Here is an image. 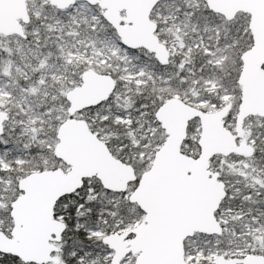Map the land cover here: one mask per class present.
Masks as SVG:
<instances>
[{
	"label": "water",
	"instance_id": "95a60500",
	"mask_svg": "<svg viewBox=\"0 0 264 264\" xmlns=\"http://www.w3.org/2000/svg\"><path fill=\"white\" fill-rule=\"evenodd\" d=\"M28 1L0 0V35L27 38L25 26L31 22ZM78 2L102 9L103 18L115 29L124 47L144 49L160 65L170 64V50L157 35L158 24L151 18L161 0H49L59 10ZM207 6L228 21L239 13L250 16L253 46L241 56L243 64L238 79L241 100L236 126L234 130L226 126L231 103L207 112L173 97L158 108L156 121L166 140L129 197L143 210L144 218L134 228L109 238L118 258L131 251L137 256V264H190L186 261L187 240L195 234L211 237L223 234L216 213L226 197L227 186L220 174L212 170L211 160L233 154L251 157L254 146L240 143L245 121L250 117L264 119V0H208ZM116 89L117 81L111 74L93 68L83 72L81 84L66 92L68 118L59 126L54 148L55 157L67 168L33 172L19 180L21 194L11 203L10 215L16 224L15 231L23 236L17 250L26 262L59 264L53 253L59 251L57 244L63 224L54 219V206L61 196L74 192L84 178L95 177L114 191L127 189L135 180L133 166L117 158L88 121L77 117L110 100ZM9 119V113L0 110V132H5ZM194 120L199 121L201 131L197 158L183 151ZM129 232L135 236L125 241L123 237ZM244 259L249 264H259L264 255L252 254ZM239 261V257L219 256L212 264H239Z\"/></svg>",
	"mask_w": 264,
	"mask_h": 264
},
{
	"label": "trees",
	"instance_id": "16d2710c",
	"mask_svg": "<svg viewBox=\"0 0 264 264\" xmlns=\"http://www.w3.org/2000/svg\"><path fill=\"white\" fill-rule=\"evenodd\" d=\"M178 4L182 5L181 9L183 10L185 7L184 2L179 0ZM93 9L99 10L98 6H94ZM51 10V6L47 5L45 7L46 14H48ZM59 14L61 13L59 12ZM207 15L209 17L210 25L214 23V21L211 20L212 17H220L215 15L212 11H210ZM238 16H241L244 19L240 22V25H238V23L235 24L234 20L228 21L225 18L224 20L232 24L234 32L236 30H240L239 35L242 37L243 43L248 42L249 36L245 35V33H249L253 46V39L249 29L250 16L244 13H239L236 17ZM152 18L154 19V13ZM51 23L52 21L49 17L45 18L42 16L37 18L32 15L29 26H25L27 38H19V44H15L13 42L14 38H6L0 35V82H11L12 85L10 86V90L13 94V99H18L22 95H27L30 98H33V87L39 89L47 87L49 90V96L45 99V103L47 104V108L51 109L50 114H45L43 122H40L38 125L40 132H45L47 134V138L41 139L42 141L37 144L40 148L47 149L50 155L40 157L41 165L39 168H30L26 170L19 169L23 175L16 177V183L13 187V191L17 194V197L21 194L18 188V182L21 178L33 172L53 169L52 165L55 161L52 157H55L54 148L58 142L57 132L61 123L68 118V102L66 101L65 95L69 89L73 88V86L70 85V81L74 80L75 82H79L81 80L82 73L90 68H93L89 67L84 62L78 64L76 67H71L69 65L68 67L72 71L68 74L67 79L60 83H55L48 77L49 69L52 65L61 66L64 64V61L60 57L61 50L59 47L60 40L58 38V33L51 27ZM102 23V27L97 26L94 29L89 27L87 33L88 35L85 36V40L81 44V48L85 46V43L90 41H93V46L97 47L102 36L113 37L120 40L115 29L109 25L103 17ZM203 23L204 22L202 20L201 30H196L194 32L190 31L188 34L181 37L179 52L171 57L169 65H160L153 54L149 52L147 53V57L150 59L148 63L149 70L153 71L155 82H152L149 77H146L148 82L144 85H137L134 82L128 84L124 83L121 80L120 69H116L118 65L116 59H112V66L107 67L106 70L102 71V73H110L116 79L117 89L115 93L112 95L110 100L106 101L102 105L84 111L90 116L93 115L94 112H99L101 118H104L97 124H91L89 118L86 120L89 122L90 128L93 132L99 133V137L105 135L107 136L104 141L108 144L110 150L117 158L129 163L127 159L128 153L121 156V152L123 150L121 145H123V147H128L127 144L123 143L125 138L130 140L132 145L140 146L139 158L147 161L143 173L150 168L157 150L166 140V135L159 123H155L156 112L164 102L173 98L176 94H179L181 99L187 100L194 105L199 102L207 101V103L204 106H201L200 109L209 112L223 108L226 105L223 100L225 94L228 92L234 93L236 95V99L233 103H231V110L225 121L226 126L229 129H233V127L236 126V118H233L232 114L236 108L238 115L241 100V87L238 84V79L242 69V65L240 64L241 56L239 55L238 50L232 51L231 49H229L227 55L218 53V50L215 48L216 36L213 31H202ZM161 26L162 23L159 21L158 27ZM34 30H38V33L32 34L31 32ZM220 34L221 37L218 41L222 43L221 38L223 36V28L220 29ZM200 36H203L204 44L200 48H194L195 44L200 41ZM159 38L161 41L164 40V36L160 35ZM232 39L234 41L236 40L235 35L232 36ZM209 45L212 46L209 47ZM77 48L79 47L76 46V49ZM20 49H23L24 52H21ZM140 52L145 53V50L141 49ZM22 55L25 57H22ZM219 57L221 58L220 64H212V59ZM136 62L143 64L146 61L141 58ZM18 64H20L23 69L27 71V77L16 70V66ZM40 74H43L42 76L44 77L41 80L37 76ZM208 82H214L215 84L216 88L212 92L207 90L209 87L207 85ZM181 84H184L185 86L181 87ZM233 88H236L237 90L233 92ZM118 95L120 96L119 99L116 98ZM55 97H58L59 100H55ZM58 103L63 106L60 111V115L56 113V108L59 106ZM138 104L141 108H144L145 106L147 107L149 119H151L152 113L155 114V119L152 123H149V119L145 118L144 112H141L140 115H136V106ZM213 105L216 106L215 109L212 108ZM8 106H12V110L9 112L10 118L15 115V110L20 111L15 105ZM109 108H111V113H109V115L114 113L124 115L127 113L132 121L135 120L140 122V127H143L144 131L149 127H156V130L152 135L149 136L148 134L146 138L139 136V131L135 129L131 130L128 137H118V132H121L122 130H108L110 125L103 123L108 120V116L102 115V113L107 112ZM116 116L118 115H115L114 119ZM230 116L232 119H229ZM256 120V117H250L244 124V134L248 132L251 136L256 137V141L253 144L254 149L260 146L258 141L263 140L264 137V125L260 127L257 126V124H255ZM145 125H147V127H145ZM196 126H199V121H192L189 126L188 134L194 132ZM7 128L10 127L7 126L5 131ZM136 137L139 138L137 139ZM142 140H147V143L141 145ZM49 141L51 142L49 143ZM183 151L186 154L197 158L200 154L198 140L193 142L191 139H187L183 145ZM237 160H247L251 163L249 166L244 163L233 166L232 162ZM254 161V156L239 157L234 154L228 157L215 156L211 160V168L220 174V179L226 183L227 187L230 186L228 182H233L239 185L241 190L248 191L250 196V202L245 203H242L240 200L233 201L225 198L219 211L216 213V216L219 218L221 212L223 210L228 211L229 206H231L232 210L229 213L226 212L224 216L228 221L226 226L231 230L230 236L233 237L234 234L233 239L235 242L241 240L242 234L245 232V223L251 221L255 225H259L262 221H264V217L261 218V222L255 220L252 221L254 216H249L247 214L249 211L255 214L257 213L258 208H264V198L254 194L264 192V170H261L260 168L254 169ZM59 167L65 169L66 166L63 163V165L57 166L56 168ZM136 174L138 175L139 172L136 171ZM6 182L8 184L11 183V181ZM12 202L13 201L11 200H1L0 208H7L8 203ZM134 205L136 206V215L139 219H135L131 225L140 223L144 218L143 211H141L137 204ZM262 225H264V223H262ZM226 226L224 225V227ZM237 235L239 237H236ZM210 238L211 237L207 235L196 234L194 237L185 242L186 252L190 249L189 245L193 246L194 239L202 241V239L205 240ZM247 238L250 239V237ZM216 239L219 241V246L222 252L226 250L231 251L233 249V247L229 245L228 238L225 234L223 236L216 237ZM57 245L59 247V243ZM56 255L60 260L59 264H63L60 256L58 254ZM200 264H205V262Z\"/></svg>",
	"mask_w": 264,
	"mask_h": 264
},
{
	"label": "snow or ice",
	"instance_id": "6c2138e0",
	"mask_svg": "<svg viewBox=\"0 0 264 264\" xmlns=\"http://www.w3.org/2000/svg\"><path fill=\"white\" fill-rule=\"evenodd\" d=\"M207 3L208 0H184L185 7L178 15L183 17L182 23L186 25L185 31L189 28L201 30L202 20L204 22L202 31L204 32L223 28L222 43L217 41L215 44L218 53L227 55L231 49L232 51L238 50L239 55L243 56L252 47L250 34L245 33L249 36V40L247 43H243L242 37L239 35L240 30L234 32L232 24L225 21L222 16L217 18L219 23L210 25L207 15L210 9ZM233 35L236 37L235 41L232 39ZM211 46L209 45V47ZM240 64H243L242 60H240ZM184 86L181 84V87ZM236 90V88L232 89L233 92ZM136 108V115L144 112L145 118L149 119L146 106L141 108L138 104ZM109 113H111V108L102 113V115L108 116V120L103 123L110 125L108 130H122L118 132V137H128L133 129L143 133L144 128L140 127V122L134 120L130 125L125 126V124L114 119L115 115H120V113L112 115ZM154 119L155 114L152 113L149 123H152ZM229 119L232 117L230 116ZM155 123L158 124L159 121H155ZM46 138L47 134L43 131L33 137L28 128L16 124L7 128L5 132H0V161L8 165L7 168H0V200L15 201L17 194L13 191V187L16 183V177L23 175L19 169L39 168L41 165L40 157L50 155L47 149L40 148L36 144V139ZM123 143L127 144L128 147L121 145L123 149L121 156L128 153V162L133 165L134 170L139 172L127 189L114 191L106 187L99 179L87 177L83 179L81 185L74 192L66 193L56 201L54 219L63 224V230L59 233V252L53 254H58L63 264H137V256L133 255L131 251L122 258H118L117 250L109 240L110 237L122 233L135 219H139L136 215V206L129 197L139 186L143 170L147 164L146 160L139 158V145H132L131 141L126 138ZM144 143H147V140L141 141V145ZM258 144L260 146L253 152L255 157L253 168L264 170V140L258 141ZM52 159L55 161L52 165L53 170L57 166L63 165V162L57 160L56 157L53 156ZM6 181H11V183L6 185ZM228 183L230 186L226 188V199L240 200L242 203L250 202L248 191L241 190L240 186L233 182ZM254 194L264 198V192ZM228 210H232L231 206ZM11 212V203H8L7 208H0V264H29L17 250V246L23 243V236L15 231L16 224L12 221ZM247 214L261 220L264 217V208H258L255 214L251 211ZM134 236V232H129L123 239L125 241L132 240ZM189 248L188 256H192V264H196L195 251L200 250L199 246L197 245L194 250L191 245ZM253 250L252 248H245L243 252L233 254L240 256L239 264H249L244 256ZM259 264H264V261H260Z\"/></svg>",
	"mask_w": 264,
	"mask_h": 264
},
{
	"label": "rangeland",
	"instance_id": "374dc122",
	"mask_svg": "<svg viewBox=\"0 0 264 264\" xmlns=\"http://www.w3.org/2000/svg\"><path fill=\"white\" fill-rule=\"evenodd\" d=\"M178 1L179 0H175V2H173V0H161V2L155 7L154 11L152 12V15L154 13V19L152 18V20H154L156 23H158L159 21L162 23V26L159 27L157 30V35L164 36V40L162 42L168 46L171 53V57L179 52L181 37L185 34H188L190 31H196V29L191 28L185 31L186 25L182 23L183 17L181 15H178V13H181L183 11L181 9L182 5H179ZM180 1L184 2V0ZM47 5L51 6L49 4V0L28 1V11L30 13V16L33 15L37 18H40L42 16L45 18L49 17V19L52 21L51 27L54 29V31L58 33V38L60 40L59 47L61 50L60 57L64 61V64L61 66L52 65V67L49 69L48 77L53 82L60 83L63 80L67 79L68 74L72 71L68 67L69 65L71 67H76L78 66V64L84 62L89 67H93V69L102 73V71L106 70L107 67L112 66V59H116V62L118 63L116 69H120L121 80L124 83L128 84L134 82L137 85H144L148 82L146 77H149L152 82H155L153 71L149 70L148 63L150 59L147 57V51H145V54L140 52L141 49L129 50L128 48L122 45L120 40L108 36H102L97 47H94L93 41H90L85 43V46L81 48V44L84 42L85 36L88 35L87 33L89 27L94 29L97 26H103L102 17L104 11L102 9L98 7L99 10H95L93 9L94 6H91L85 2H78L74 6H71L66 10H59L56 7L51 6L52 10L48 14H46L45 7ZM59 12L61 14H59ZM218 16L221 17V15ZM211 20H213L214 23H219V21L215 17H212ZM233 20L235 21V24L238 23V25H240V22L244 19L243 17L238 16ZM26 26H29V24ZM213 32L216 36L215 41L217 42L221 37L220 29ZM31 33L37 34L38 30H34ZM6 38H14L13 42L15 44H19L20 37L10 36ZM199 39L200 41L195 44L194 48H200L203 46V36H200ZM76 46H78L79 48L76 49ZM21 52H24L23 49L21 50ZM22 57L25 56L22 55ZM141 58H143V60H145L146 62H144L143 64L140 62H136L137 60L139 61ZM220 61V57L213 58L212 64H220ZM16 70H18L25 77L28 76L27 71L23 69L20 64L16 66ZM42 75L43 74L37 75L40 80L44 78ZM80 84L81 80L79 82H75L74 80L70 81V85L73 86V88ZM11 85L12 84L9 81L0 82V110L7 111L9 113L12 110V106L8 105H15L20 111L15 110V115L12 116L5 123V128L7 126L11 127L13 124H16L18 126L28 128L30 130V134L35 137L40 132L38 125L40 122H43L44 115L50 114L51 112V109L47 108V104L45 103V99L49 96V90L47 87H43L41 89L33 87V98H30L27 95H22L18 99H13V94L10 90ZM207 85L209 86L207 90L210 92H212L216 88L214 82H208ZM174 97L180 98V95L176 94ZM235 97L236 95L234 93L228 92L223 97V100L226 104L233 103L236 99ZM116 98L119 99L120 96L118 95ZM54 99L59 100L58 97H55ZM184 101L197 108H200L201 106H204L207 103V101H204L194 105L188 102L187 100ZM58 104L59 106L58 108H56V113L60 115V111L62 110L63 106H61L60 103ZM215 107V105L212 106L213 109H215ZM232 116L233 118L237 117L236 108L234 109ZM77 117L83 118L85 120L89 118L91 124H97L98 122L104 119L101 118L99 112H94L91 116L88 115L86 112H82L79 113ZM256 118L257 120L255 121V124H257V126L259 127L263 126L264 119L260 117ZM115 120L122 124H125V126L130 125L132 123V119L127 113H125L124 115L116 116ZM234 129L235 127H233L232 130ZM155 130L156 127H149L143 133L139 132L138 135L142 138H146L148 134L149 136L152 135ZM200 133L201 131L199 124V126L195 127L194 132L188 134V139H191L193 142H195L199 140ZM96 134L99 135L98 132H96ZM100 138L104 140L107 138V136H101ZM41 141V139H36V144L40 143ZM255 141L256 137L251 136L248 132H246L243 135V138L240 140L241 143H247L250 145H253ZM241 163H244L245 165L249 166L251 162L247 160H237L233 161L232 165H240ZM7 167L8 165L0 161V168ZM66 168L67 167H65V169ZM7 184L8 183L6 182V185ZM226 212L229 213L230 211L223 210L221 212V215L219 216V221L223 226H226L228 224L227 218L224 216ZM254 220L261 222V220L252 218V221ZM138 224L130 225L127 229L134 228ZM244 226L245 232L242 234V238L238 242H235V240L233 239L234 234L233 237L230 236L231 230L227 226L224 227L223 235L225 234L227 236L229 245L233 247L231 251L226 250L222 252L219 246V241L216 239V237H211L210 239L205 240L202 239V241H197L196 239H194L192 249L194 250L197 245L200 249L199 251H195L196 264H200L202 262H205V264H212L214 259L219 256H225L228 258L240 257L239 255H234L233 253L243 252L245 248L254 249L252 252H248L245 256L252 254H264V225H262V223L259 225H255L253 222L250 221L245 223ZM236 237L239 236L237 235ZM247 237H250V239H248ZM206 241L207 243H205ZM189 251L190 249L186 252V261L192 264L193 257L188 256Z\"/></svg>",
	"mask_w": 264,
	"mask_h": 264
},
{
	"label": "flooded vegetation",
	"instance_id": "af4514ba",
	"mask_svg": "<svg viewBox=\"0 0 264 264\" xmlns=\"http://www.w3.org/2000/svg\"><path fill=\"white\" fill-rule=\"evenodd\" d=\"M151 18H152V15H151ZM158 24V23H157ZM159 28V27H158ZM84 112V111H83ZM10 116V115H9ZM244 135V134H243ZM241 143V142H240ZM253 156V155H252ZM251 156V157H252ZM0 203H1V200H0ZM218 218V217H217ZM218 220H219V218H218ZM222 225V224H221ZM223 226V225H222ZM223 228H224V226H223ZM224 233V232H223ZM223 235V234H222ZM221 235V236H222ZM214 237H220V236H214ZM240 241V240H239ZM258 255H264V254H258ZM249 256V255H248ZM246 257V256H245ZM228 258V257H227ZM231 258H233V257H231ZM240 258V257H239Z\"/></svg>",
	"mask_w": 264,
	"mask_h": 264
}]
</instances>
